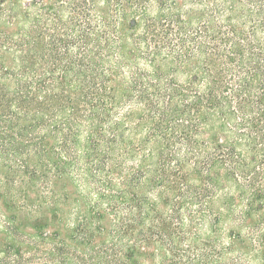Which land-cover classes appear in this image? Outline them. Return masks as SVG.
I'll list each match as a JSON object with an SVG mask.
<instances>
[{"label":"trees","instance_id":"16d2710c","mask_svg":"<svg viewBox=\"0 0 264 264\" xmlns=\"http://www.w3.org/2000/svg\"><path fill=\"white\" fill-rule=\"evenodd\" d=\"M0 264H264V0H0Z\"/></svg>","mask_w":264,"mask_h":264},{"label":"rangeland","instance_id":"374dc122","mask_svg":"<svg viewBox=\"0 0 264 264\" xmlns=\"http://www.w3.org/2000/svg\"><path fill=\"white\" fill-rule=\"evenodd\" d=\"M36 254V253H35ZM37 256H39V255H37Z\"/></svg>","mask_w":264,"mask_h":264}]
</instances>
